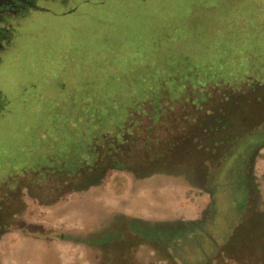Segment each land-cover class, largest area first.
<instances>
[{
    "label": "rangeland",
    "instance_id": "1",
    "mask_svg": "<svg viewBox=\"0 0 264 264\" xmlns=\"http://www.w3.org/2000/svg\"><path fill=\"white\" fill-rule=\"evenodd\" d=\"M99 1L92 5L69 0L65 9L79 7L73 14L36 12L22 22L20 38L0 66V107L7 106L0 112V183L26 171L32 173L20 180V187L31 184L45 172L77 171L76 158L93 161L91 149L99 138V129L112 128V133L122 134L126 112L150 92L156 104H162L165 96L174 101L175 96L182 97L188 90H203L198 96L201 97L208 86L227 84L228 79L238 84L237 88L250 79L264 80V0ZM43 5L58 12L63 8L57 0ZM227 88L231 87L220 91ZM221 92L212 95L218 99ZM263 93L264 90L259 95L264 99ZM263 99L258 104L260 108L264 107ZM142 119L138 145L129 151L135 159L149 154L144 151L145 145L156 144L154 138L146 141L148 135L177 137L178 132L175 129L168 134L161 122L154 127L151 120ZM254 136L263 139L264 132ZM200 150L194 148V161L190 154L185 159L181 147L179 151L169 150L175 157L174 163L158 166L157 160L147 158L133 166L146 174L166 172L188 180L184 171L190 165L191 169L197 166L200 175L204 173ZM257 161L255 173L260 186L255 203L258 211H263L264 161ZM48 176L39 186L45 191L44 198L41 197L45 205L40 200L26 201L36 205L28 210L18 190L2 201L1 222L13 219V225H25L29 219L30 228L37 231L31 235L19 233L28 237L29 242L24 246L14 241L19 246L7 255L3 250L10 241H6L9 232L0 230V264H173L169 252L158 242L131 232L122 221L145 219L114 212L104 219L101 216V222L95 220L92 205L101 190L99 185L92 186L96 176L87 185L67 187L64 179L58 181ZM65 192H69L67 200L55 203ZM81 192L86 195H79ZM229 192L232 190L217 196L216 221L208 228V235L202 237L209 249L212 233L218 240H226L235 225L233 219L225 217L227 208L232 216L239 203L231 200ZM237 192V199L245 194L243 190ZM76 202L85 203L83 212L70 207L76 206ZM254 218H259V214ZM118 226L123 232L115 238ZM109 235L111 240L105 238ZM230 244L245 257L241 264H264L258 241L247 245L235 236ZM212 246L216 252L218 247ZM226 247L224 243L222 250ZM202 248L195 250L191 264H208ZM240 263L220 255L217 264Z\"/></svg>",
    "mask_w": 264,
    "mask_h": 264
},
{
    "label": "trees",
    "instance_id": "2",
    "mask_svg": "<svg viewBox=\"0 0 264 264\" xmlns=\"http://www.w3.org/2000/svg\"><path fill=\"white\" fill-rule=\"evenodd\" d=\"M83 1L82 3H92V5H95L94 2H97V4L101 2L99 0ZM78 8L73 9L65 16L75 13ZM225 81L227 84L218 82L208 86L205 89L206 93L204 92L205 94L201 97L198 96L203 90H188L187 94H183L182 97L175 96L176 100L173 99L174 101L168 100L169 96H165L161 100L163 101L162 104H156L153 100V93H148L144 96V100L142 99L143 101L141 98L138 99L136 101L137 106L129 108L126 112L122 134L112 133V128L99 129V138L95 139L91 149L94 153L93 161L89 162V159L85 157L83 159L82 157L76 158L77 164H79L77 171L62 174L53 171L50 173L45 172L41 177L37 176L31 184L20 187L18 186L20 180L32 173L26 171L22 175H12L13 178L0 183V209L3 208L2 201L8 199L11 194H15L17 190L20 191L19 197L25 203L27 200H33L36 203L40 200L41 202V197L44 198L45 191L43 192L39 186L42 180L46 178L45 175L48 178V175H52L58 181L64 179V187L71 184L87 185L93 176H96L93 180L96 183L92 186H104L110 179V175L116 172L129 174L136 172V174L143 177L152 175L155 172L146 174L141 169L134 168V162L138 160L143 161L149 158L153 161L157 160L158 166H164L175 162L173 153L169 152L179 151L183 147L186 153L184 154L185 159L189 158L188 154H190L194 161V154H196L194 148L201 149L199 160L204 168V173L200 175L195 169L197 166L191 169V165L187 167L188 164L184 165L189 168L185 169L184 172L187 173V181L190 184L201 186L202 191L210 195L211 202L205 212H202L194 220L152 222L122 219L123 224L126 223L131 232H137L143 238L158 242L163 249L169 252L173 264H191L192 259L190 258L195 255V250L202 247H204L201 249L202 255L208 264H217L220 255L229 256L230 259L240 263L245 257L240 251L230 248V243L235 236L241 238L247 245L253 240L258 241L259 254L264 255V210L258 211L259 208L255 203L260 186L256 177L255 166L257 159L261 156V151L264 149V138L258 139L254 136L255 133L264 132V107L260 108L258 105L263 99V96H260L259 93L264 90V80H255L254 82L250 79V82H245L239 88H237L238 84L229 82V79ZM225 86H230L232 89L227 88L221 92L220 90ZM219 92L221 94H218V99H215L212 94ZM3 94L7 99V95ZM201 104L202 106H200ZM6 107V104L0 107V112H4ZM143 117L151 120L154 127L161 122L168 134L174 133L173 130L175 129L178 132H175L177 137H173L174 135H169V137L148 135L146 141L149 138H154L156 144L145 145L144 151L149 154L135 159L133 152L129 151H134L138 145L141 135V125L139 123H142ZM147 127L152 126L148 124ZM158 131L156 130V133ZM185 162H189V160ZM15 186L17 189H11ZM53 189L50 188L49 190ZM228 189L232 190L228 193L229 197H232L231 200L239 202L236 209L233 205L234 212L232 211V216H229L228 208L225 211V217L233 219L231 221L235 225L230 228V235L226 240H218L213 233L210 235L212 245L218 247V250L213 252V246L210 245L211 249H209L203 243L202 237L208 235V228L216 221L218 215L215 204L217 196ZM35 190H37V193H35ZM60 190H58V194L61 192ZM237 190L245 192L242 198L237 199ZM69 192H65L64 195H62L63 193L60 194L55 203L66 201V195ZM79 195L84 196L86 193L81 192ZM254 197L256 198L252 202ZM41 204L45 205L44 202H41ZM31 205L26 203L24 207L30 209L36 206ZM49 205L50 207L53 206ZM256 213L259 214V218L255 219L254 215ZM107 218L111 219V216ZM125 218L129 217L126 216ZM12 221L13 219H8L7 223L0 221V230L28 233L30 235L35 234V231H37V229L30 228L29 219L28 222L25 221V225H13ZM93 225L95 227L96 224ZM116 230H118V234L115 238H119L123 228L118 226ZM124 230H126V227H124ZM105 238L112 239L111 235ZM224 243L227 245L226 250H222Z\"/></svg>",
    "mask_w": 264,
    "mask_h": 264
},
{
    "label": "crops",
    "instance_id": "3",
    "mask_svg": "<svg viewBox=\"0 0 264 264\" xmlns=\"http://www.w3.org/2000/svg\"><path fill=\"white\" fill-rule=\"evenodd\" d=\"M259 160L264 161V149L261 151ZM105 185L100 186L101 190L96 195V203L92 205L95 220L98 221H102L101 216L104 219L107 214L114 212L137 216L152 222L194 220L205 211L211 202L210 195L204 193L201 186L190 184L187 180L177 179L171 173L166 172L147 177L139 176V178L134 174L116 172L112 175L111 180L109 179L108 185ZM85 206L84 202H78L76 206L70 207H75L76 211L83 212L82 209ZM27 209L32 211L31 208ZM58 213L63 214L60 210ZM25 217L28 219L27 215ZM82 221L84 222V219ZM6 234L8 236L6 241H10L4 244L6 248L3 251L4 253L6 251L7 255L8 253L12 254L13 247H18L21 244L25 246L29 242L28 237L22 236L18 232L10 231ZM14 241L20 242V244L17 246Z\"/></svg>",
    "mask_w": 264,
    "mask_h": 264
},
{
    "label": "flooded vegetation",
    "instance_id": "4",
    "mask_svg": "<svg viewBox=\"0 0 264 264\" xmlns=\"http://www.w3.org/2000/svg\"><path fill=\"white\" fill-rule=\"evenodd\" d=\"M53 0H0V66L4 62L5 54L11 51L20 38L22 23L30 19L36 12L49 13L54 16H65L73 11L65 9L69 0H57L63 8L60 12L52 10L51 7L43 5ZM1 92V91H0Z\"/></svg>",
    "mask_w": 264,
    "mask_h": 264
}]
</instances>
